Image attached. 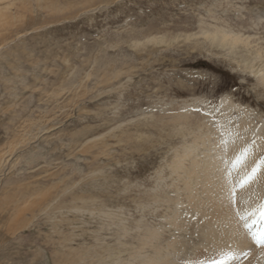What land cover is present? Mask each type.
I'll use <instances>...</instances> for the list:
<instances>
[{"label":"rangeland","instance_id":"374dc122","mask_svg":"<svg viewBox=\"0 0 264 264\" xmlns=\"http://www.w3.org/2000/svg\"><path fill=\"white\" fill-rule=\"evenodd\" d=\"M262 73L264 0H0V264L254 263L249 237L198 236L185 180L213 145L236 217L228 188L264 158ZM244 188L241 211L264 202Z\"/></svg>","mask_w":264,"mask_h":264},{"label":"bare ground","instance_id":"6f19581e","mask_svg":"<svg viewBox=\"0 0 264 264\" xmlns=\"http://www.w3.org/2000/svg\"><path fill=\"white\" fill-rule=\"evenodd\" d=\"M213 38H216L219 36V39H221V41L223 42H230L231 45L232 44H235L236 43H240V42H244L243 39H241V37L236 36L235 35H232L231 33H226V32H220V33H214V34H211ZM241 36V35H240ZM243 36V35H242ZM248 44V43H247ZM233 46V45H232ZM238 46V45H237ZM231 48V47H230ZM261 52V51H260ZM260 57V56H259ZM262 57V56H261ZM249 59V58H248ZM262 59V58H261ZM263 61V60H262ZM251 63V62H250ZM263 64V63H262ZM253 65H255L253 63ZM249 67H252L251 64ZM262 84H264V74L262 73ZM260 81V80H259ZM261 83V82H260ZM231 105V104H230ZM241 118V117H240ZM241 121V124L238 126V132H236L235 134L239 133H244L245 135V131L248 130V126L247 124L245 123L246 121H244V118H242ZM191 122V120L189 118H187V120H183V121H178V122H174V123H177V124H180V125H186V124H189ZM194 121H192L193 123ZM196 123V122H195ZM197 124L203 126V124H200L199 122H197ZM194 125V124H193ZM191 126V125H189ZM201 130V129H200ZM209 131V129H208ZM211 132V131H210ZM209 132V133H210ZM226 133V132H225ZM211 134H209L210 136ZM198 138L197 140H200V139H203L206 137L203 136V131L201 132V134L197 135ZM235 136V135H234ZM239 136V135H237ZM216 138V137H215ZM235 138V137H234ZM264 139V138H263ZM212 139H208V144L211 142ZM235 140V139H234ZM239 140V139H237ZM243 140V139H242ZM216 141V140H215ZM240 141V140H239ZM237 141V142H239ZM242 142V141H241ZM222 143V142H221ZM205 145V143H204ZM215 145V144H214ZM224 145V144H223ZM239 145V144H238ZM207 146H210V149L209 151L207 152H204V156H205V159H195L193 160V166H192V170L188 173L189 175V179L185 180V183H186V192L188 191V193H192L190 196V199L192 201V204L193 206L196 208V209H193L197 212V214H199V224L196 223V227L197 229L199 230L197 234L199 237H200V231H202V236H201V239L206 242L207 244L211 243L212 245L214 246H218L220 244V246H224V245H232L233 248L235 247H241L243 249H245L244 247H246L250 242H247L248 241V237L244 234V233H241L240 232V229H239V226H238V220L236 217H234L232 214L229 213L230 210H227V208H222V205L223 204H219L217 202V199L218 198H214V194L217 193V194H220L221 193V187L224 189V186H223V182L222 183H219V179L221 177V173L219 174L218 172H216V174L214 176H212V170H216V169H213L214 167H218L221 162V159L218 157L215 156V153H216V148L212 145H207ZM198 148V147H197ZM238 148V147H237ZM189 150V149H188ZM194 150V149H193ZM186 151V150H185ZM233 151L231 150V152L229 153H232ZM237 152V151H236ZM234 152V153H236ZM219 153V152H218ZM222 154V153H221ZM186 155L188 154H183V155H178V161L175 162L174 164V169L176 170H180V169H183V170H186L184 167V159L187 158ZM202 155V156H203ZM209 156V159H206L208 156ZM223 155V154H222ZM189 156V155H188ZM216 157V158H215ZM248 157V156H247ZM220 159V160H219ZM251 160L253 158H250ZM255 159V158H254ZM200 160V161H199ZM247 162V160H246ZM230 164V162H229ZM247 164V163H246ZM250 164V163H249ZM187 165V163H186ZM204 165H206L204 167ZM228 165V164H226ZM248 165V164H247ZM251 165V164H250ZM184 166V167H183ZM206 168V169H205ZM264 168V166H263ZM246 169V168H245ZM220 170V169H219ZM222 170V169H221ZM229 170V169H228ZM263 170V169H262ZM175 171V170H173ZM218 171V170H217ZM176 172V171H175ZM178 172V171H177ZM205 172V173H204ZM179 173V172H178ZM177 173V174H178ZM204 173L205 177L204 179L201 180V174ZM187 174V173H186ZM210 174H211V177H210ZM179 175V174H178ZM217 175V176H216ZM259 177H257V179H255V183L252 182L251 185H249L248 187L244 188V190L241 192V197H243V199H245L246 201L244 203H248L250 201V204H253L257 199H259L262 194L264 193V171L260 173V175H258ZM180 177V176H179ZM185 178V177H184ZM183 178V179H184ZM186 179V178H185ZM208 180V181H204V180ZM190 180L192 181L191 184L189 183ZM228 180V179H227ZM183 181V180H182ZM197 181V183L195 182ZM211 181H214L213 182V187L211 188L209 186V183ZM196 183V184H195ZM202 183V184H201ZM212 184V182H211ZM251 187V188H250ZM256 187V188H255ZM205 189V190H204ZM226 189V187H225ZM199 190L202 191V193H197ZM207 190V192H205ZM248 190H253L252 192L256 193V195H258V197H252V199L250 200L251 196H247V192ZM197 191V192H196ZM251 193V192H250ZM202 195V197H201ZM209 196L206 198L203 199V196ZM188 196V195H187ZM214 196V197H213ZM222 196V195H221ZM263 197V196H262ZM221 199V198H220ZM219 199V200H220ZM222 200V199H221ZM220 200V201H221ZM240 200V198H239ZM261 200V199H259ZM196 203H193L195 202ZM243 201V200H242ZM209 202V205L211 206L209 209L211 210H208V212L204 209V206ZM224 202V201H223ZM222 202V203H223ZM227 202V201H226ZM225 203V202H224ZM229 203V202H228ZM241 203V201H240ZM239 204V203H238ZM243 204V203H242ZM255 204V203H254ZM221 205V206H220ZM208 206V204H207ZM221 208H220V207ZM226 206V205H225ZM239 206V205H238ZM246 206V204H245ZM232 207V206H231ZM243 207V206H242ZM251 207V206H250ZM207 208V207H206ZM248 209V208H247ZM222 211L225 213V216L224 214L222 213ZM231 212V211H230ZM230 214V215H229ZM228 215V216H227ZM174 216V215H173ZM227 216V217H226ZM233 216V217H232ZM176 217V216H174ZM233 218V220L236 218L235 221H231V219ZM173 221V220H172ZM181 221V219H180ZM181 226V225H180ZM242 229V227H241ZM197 236V237H198ZM224 238H226V243L223 245L222 243H220ZM220 241H219V240ZM250 239V238H249ZM185 241V240H183ZM223 242V241H222ZM252 242V241H251ZM169 243V242H168ZM177 243V242H176ZM182 243V242H181ZM253 243V242H252ZM183 244V243H182ZM234 244V245H233ZM258 246V245H257ZM176 248V247H175ZM254 248V247H253ZM260 248V247H259ZM259 248H256L253 253H256V255L254 256L256 259H254V263H251V264H263L264 262L261 261L262 258H264V250L262 249H259ZM173 249V248H172ZM243 249L241 251H243ZM240 251V252H241ZM239 252V254H240ZM244 252V251H243ZM236 254V253H235Z\"/></svg>","mask_w":264,"mask_h":264},{"label":"snow or ice","instance_id":"6c2138e0","mask_svg":"<svg viewBox=\"0 0 264 264\" xmlns=\"http://www.w3.org/2000/svg\"><path fill=\"white\" fill-rule=\"evenodd\" d=\"M249 150L245 148L236 158L233 167L243 165ZM261 166H264V158H261L259 164L251 169L238 184H230L228 188L229 202L233 207V211L237 219L241 222L245 235L255 244L264 250V202L258 204L257 207L241 211L237 205V189H243L246 185L254 182ZM232 258V254H228V259ZM219 264H226V260L219 261Z\"/></svg>","mask_w":264,"mask_h":264}]
</instances>
